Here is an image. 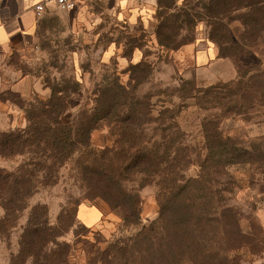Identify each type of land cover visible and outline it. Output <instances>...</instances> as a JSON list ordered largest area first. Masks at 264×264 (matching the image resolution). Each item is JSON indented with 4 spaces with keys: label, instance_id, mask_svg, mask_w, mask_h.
<instances>
[{
    "label": "rangeland",
    "instance_id": "1",
    "mask_svg": "<svg viewBox=\"0 0 264 264\" xmlns=\"http://www.w3.org/2000/svg\"><path fill=\"white\" fill-rule=\"evenodd\" d=\"M210 1L84 0L70 11L51 9L40 20L34 48L24 58L19 55L16 63L48 90L47 94L35 93L26 103L37 98L48 99L54 85L77 84L72 115L82 105L95 107L98 89L110 94L107 90L117 82L131 90L135 88L136 97L148 104L142 106L140 117L152 118L147 136L153 137L161 153L188 154L187 160L191 161L188 178L198 175V165L193 163L198 153L204 158L210 150L220 151L215 140L211 141V148L208 146L201 127L204 119L218 120L219 133L230 137L251 156L249 160L210 173L208 196L214 198L210 211L219 215L223 204L232 206L244 245L239 250L241 264H264V8L259 13L241 8L229 14L230 21L225 17L222 23L230 22V29L241 46L235 50V57L219 56L225 60L201 63L195 54L203 43L197 41L209 39L212 30L210 22L214 19L207 9ZM164 20L167 29L159 34L158 27ZM140 61L146 63L147 76L142 81L143 73L134 68ZM230 83H234V93L224 87ZM246 86H251L250 91L255 94L252 101L241 99ZM230 94L237 105L226 111L224 102ZM10 97L13 99L6 96ZM24 118L25 125L18 128L26 127ZM18 128L0 129V133ZM116 128L112 121L102 123L92 133L90 153L78 151L58 168L56 176L47 179L48 184L40 186L29 198L16 227L2 225L6 212L0 203V264H31L21 259L20 241L35 206H44L50 224L65 231L60 241L71 247L69 264H88L91 251L104 249L115 239L137 234L143 225L158 217L160 178L145 186H142L143 176L136 175L124 182L125 188L137 190L142 200L141 223L126 225L122 214L112 210L98 195L94 179L82 170V165L102 152H107V165L114 167L118 163L120 136ZM168 137H175L173 146L167 142ZM143 146L149 147L141 143L140 148ZM30 158L27 154L7 157L0 154V169L14 171ZM226 187L230 191L225 192ZM85 205L96 207L104 214L98 224L89 226L81 220L91 223L97 217L93 211L86 214L89 218L80 216L78 210ZM211 235L217 247L223 238ZM45 251L49 249L40 251L37 264H45Z\"/></svg>",
    "mask_w": 264,
    "mask_h": 264
},
{
    "label": "trees",
    "instance_id": "2",
    "mask_svg": "<svg viewBox=\"0 0 264 264\" xmlns=\"http://www.w3.org/2000/svg\"><path fill=\"white\" fill-rule=\"evenodd\" d=\"M241 8L259 13L264 8V0H211L208 4L209 16L214 19L210 22L209 39L218 46L221 57H235V50L241 46L229 22V14ZM225 17L229 18L227 24L222 23ZM164 21L158 27L159 34L167 29V20ZM244 25L246 27L248 23L244 22ZM159 41L166 45L161 39ZM145 65V61L134 65L143 73L141 81L147 76ZM233 84L224 87L234 93ZM75 86L77 84L54 85L48 99L37 98L29 103L17 93H8L13 97L8 99L25 112L27 125L0 133V154L6 157L27 154L31 158L14 171L0 169V203L6 212L2 225L16 227L21 213L28 207L29 198L40 186L48 184L47 179L56 176L58 168L67 164L76 152L90 153L92 133L102 123L112 121L120 136L116 152L118 163L114 167L107 165V152H102L87 165H82V170L94 179L98 195L112 210L122 214L126 225L141 223L142 200L138 191L126 189L124 182L136 175L143 176L142 186H145L152 179L160 178L159 214L137 234L115 239L104 249L91 251L88 264H241L239 250L244 245L240 240L236 211L223 204L221 214L214 215L210 211L214 198L208 195L211 192L210 173L249 160L250 152L230 137L222 136L218 131V120L204 119L201 127L206 143L211 148V141H217L220 151L213 153L210 150L204 158L198 153L193 162L198 165V175L188 178L187 170L191 164L190 159L187 160L188 154L185 151L161 153L152 141L153 137L147 136V126L152 118L140 117L142 106L148 104L136 97L135 88L131 90L117 82L107 90L110 94L98 89L95 107L90 109L82 105L72 115L73 94H78ZM250 87L244 88L241 99L252 101L255 98ZM231 95L224 102L226 111L237 105ZM167 142L173 146L175 137H168ZM141 143L149 147L140 148ZM224 191H230L229 187ZM64 232L50 224L44 206L32 208L20 241L23 262L37 264L40 251L49 249V252L45 251V264H69L71 247L60 241ZM211 233L223 238L217 247Z\"/></svg>",
    "mask_w": 264,
    "mask_h": 264
},
{
    "label": "crops",
    "instance_id": "3",
    "mask_svg": "<svg viewBox=\"0 0 264 264\" xmlns=\"http://www.w3.org/2000/svg\"><path fill=\"white\" fill-rule=\"evenodd\" d=\"M42 0H0V129H13L25 125L24 111L10 99L8 93L20 95L24 100H31L35 93L47 94L41 81L31 73L23 72L17 65L16 59L20 55L24 58L32 50L37 41V31L40 20L36 18L34 7ZM56 9L50 6L46 13ZM195 58L198 62L216 60L219 57L218 47L209 39H200ZM137 58V55H135ZM137 61L140 58L136 59ZM95 212L96 218L87 225L98 224L104 214L93 206L79 209V215L89 218L86 214Z\"/></svg>",
    "mask_w": 264,
    "mask_h": 264
},
{
    "label": "built area",
    "instance_id": "4",
    "mask_svg": "<svg viewBox=\"0 0 264 264\" xmlns=\"http://www.w3.org/2000/svg\"><path fill=\"white\" fill-rule=\"evenodd\" d=\"M83 1L84 0H42L35 5L34 12L36 18L41 20L45 16V12L50 6H53L58 10L70 11L81 5Z\"/></svg>",
    "mask_w": 264,
    "mask_h": 264
}]
</instances>
